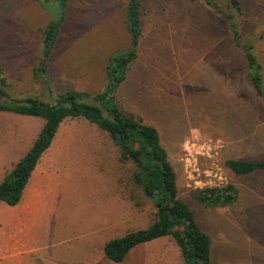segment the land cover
I'll list each match as a JSON object with an SVG mask.
<instances>
[{
  "label": "rangeland",
  "instance_id": "374dc122",
  "mask_svg": "<svg viewBox=\"0 0 264 264\" xmlns=\"http://www.w3.org/2000/svg\"><path fill=\"white\" fill-rule=\"evenodd\" d=\"M212 1L233 10L228 0ZM127 2L68 0L45 78L37 70L42 29L58 16L59 2L0 0V64L9 94L52 102L54 91H101L108 56L129 46ZM137 2L141 35L118 104L157 129L178 196L210 238L211 264H264V169L235 175L224 165L228 158L264 160V103L247 82L229 19L203 0ZM238 3L235 20L261 64L264 86V0ZM43 122L0 111V180ZM133 168L95 124L65 118L31 175L29 197L38 188L28 206L14 210L0 201V264H184L170 236L132 248L119 263L105 257L107 240L154 219L151 201L131 181ZM227 183L238 189L231 205L209 208L194 199L200 188Z\"/></svg>",
  "mask_w": 264,
  "mask_h": 264
},
{
  "label": "trees",
  "instance_id": "16d2710c",
  "mask_svg": "<svg viewBox=\"0 0 264 264\" xmlns=\"http://www.w3.org/2000/svg\"><path fill=\"white\" fill-rule=\"evenodd\" d=\"M56 1L59 2L60 12L42 29L41 59L37 67L40 76L46 74V61L58 37L68 3V0ZM203 1L215 11L227 15L232 43L241 51L246 62L247 82L264 103L261 64L253 52L252 44L243 39L235 20V10L240 11L238 0H228L232 11H223L212 0ZM126 28L130 39L129 46L108 56L105 85L96 93L74 89L54 91L52 102L32 95L24 98L13 97L8 92L0 64V111L44 120L26 153L1 179L0 201L9 206L19 203L31 173L42 153L50 146L60 123L65 118L80 117L95 124L108 135L119 150L120 162L133 164L131 181L155 208L154 219L147 226L107 240L103 245L105 257L119 263L132 248L170 236L177 244L184 264H211L210 238L197 223L193 210L178 196L175 172L167 158L166 150L161 145L157 129L141 119L131 117L118 104L116 93L136 57L141 35L137 0L127 2ZM44 77L47 78L46 75ZM45 78L42 79L46 80ZM224 165L235 175H246L263 170L264 160L228 158ZM237 198L238 189L232 183L224 186H206L194 194V199L199 204L209 208L231 205Z\"/></svg>",
  "mask_w": 264,
  "mask_h": 264
},
{
  "label": "crops",
  "instance_id": "0c3cea01",
  "mask_svg": "<svg viewBox=\"0 0 264 264\" xmlns=\"http://www.w3.org/2000/svg\"><path fill=\"white\" fill-rule=\"evenodd\" d=\"M34 117V116H33ZM43 125V124H42ZM31 144H29L26 148H27V150H28V148H29V146H30ZM26 148H24V150H23V152H25V149ZM26 150V151H27ZM22 152V153H23ZM20 155H22V154H20ZM20 157H22V156H20ZM35 168H36V166H35ZM34 168V169H35ZM34 171V170H33ZM33 173V172H32ZM32 173H31V175H32ZM3 178V177H2ZM1 178V179H2ZM30 179H31V176L29 177V180H28V182H27V184H26V186H25V188H24V190H23V193H22V197H21V199H22V202L21 201H19L20 202V204H16L17 206H15L14 205V207H12L11 209H14V210H16L17 208H19V206L20 205H22V203H24L25 201H27L26 203H27V206H28V202H29V200L31 199V197L34 195V193H35V191H36V189L38 188H34V190H32L31 191V189H30V191H31V195H30V197H29V183H30ZM1 181V180H0ZM26 206V207H27ZM13 213H15V212H13Z\"/></svg>",
  "mask_w": 264,
  "mask_h": 264
}]
</instances>
